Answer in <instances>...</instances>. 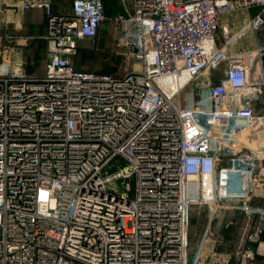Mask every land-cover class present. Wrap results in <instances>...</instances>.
<instances>
[{"label": "built area", "instance_id": "built-area-1", "mask_svg": "<svg viewBox=\"0 0 264 264\" xmlns=\"http://www.w3.org/2000/svg\"><path fill=\"white\" fill-rule=\"evenodd\" d=\"M120 1L140 66L124 76L70 60L97 41L105 0H73L71 16L23 2L45 12L48 59L39 78L21 61L0 73V264H190L194 206L208 223L193 264L224 240L209 231L218 209L258 221L264 255V44L228 51L264 30V0ZM253 9L217 41L221 16ZM196 80L203 95L180 107Z\"/></svg>", "mask_w": 264, "mask_h": 264}, {"label": "rangeland", "instance_id": "rangeland-1", "mask_svg": "<svg viewBox=\"0 0 264 264\" xmlns=\"http://www.w3.org/2000/svg\"><path fill=\"white\" fill-rule=\"evenodd\" d=\"M14 2V0H11ZM1 10L4 11L8 7L7 0H0ZM10 4H12L10 2ZM246 13V12H241ZM240 13H235L231 15H223L220 18L221 29L217 33V41L221 42L222 28L231 22ZM45 21V17L42 16ZM7 24L4 20L3 14L0 12V37H2L1 52H0V72L7 73L11 71L14 66V57H11V49L21 48L17 45L19 33L12 38H6L4 34L7 31ZM250 30V29H248ZM264 34V31H262ZM253 35L254 31L251 30ZM259 33V32H257ZM18 36V37H17ZM111 40H101L97 44H88L87 42L80 43V51L78 53V59L82 62L84 66L82 68L87 69L89 72L93 73H108V74H120L122 76L133 70H139V63L134 58L133 45L135 42L134 35H127L122 32L119 28L117 31H111ZM110 38V39H111ZM113 38L117 39L121 46H119L118 53L120 55H104L111 51H107V44L113 41ZM32 42V41H31ZM30 41H28V47L31 46ZM106 43V44H105ZM262 43V41H260ZM259 43V44H260ZM116 44V42L114 43ZM30 48V47H29ZM98 50V51H96ZM25 53V52H23ZM30 66L42 67L46 60L45 50L39 47L37 51L31 52ZM75 56V55H73ZM72 56V57H73ZM23 58L25 59L24 55ZM48 58V56H47ZM76 58V57H75ZM116 58V59H115ZM115 59V60H114ZM26 60V59H25ZM23 62V61H21ZM26 62V61H25ZM17 63V62H15ZM224 70V65H222L218 70L212 72V76L219 77L222 75ZM215 79V78H214ZM198 80L194 81L189 85V87L183 91L181 96L177 99V104L180 107L191 106L200 95H203L199 88H197ZM216 83V82H213ZM197 89V91H196ZM264 101L257 104V109H262ZM208 223L207 218V208L202 206H194L191 210V225L189 233V262L194 263L196 256L201 246L202 236L204 234L205 228ZM260 223L254 219H248L242 217L237 225L232 226L229 230H224L225 239L222 241H210L209 244L203 250V254L199 259V264H264V255L256 258L257 254L254 255V262L251 260V256L247 254V248L251 247V240L259 235ZM260 256V255H259Z\"/></svg>", "mask_w": 264, "mask_h": 264}, {"label": "crops", "instance_id": "crops-1", "mask_svg": "<svg viewBox=\"0 0 264 264\" xmlns=\"http://www.w3.org/2000/svg\"><path fill=\"white\" fill-rule=\"evenodd\" d=\"M47 2L50 3L52 11L56 15L60 16H71L72 15V5H73V0H46ZM8 7L6 9L1 10L0 12L4 16V20L6 21V28L7 31L4 34L6 38H12V36L16 35L19 33L17 45H19L21 48H15L13 47L11 49V57H14V66L12 67L11 70H13L16 67V63L18 61H23V66L22 70L24 74L28 77H34V78H39L42 77L44 74V67L47 62V52H48V43L45 39L46 36V31H47V18L45 15V12L39 9H30V10H24L22 5L24 0H7ZM10 2L12 4H10ZM129 6H133V0H128ZM2 3L0 4V6ZM258 9H253L251 11H244L246 13H241L232 18L233 20L231 22H228L226 26L230 27L232 31H240L244 24L250 20L253 16H255L258 13ZM124 12L121 1L120 0H105V16L106 19L105 21L101 24L100 29H99V36L96 42H93L91 40H83L80 41L78 44V49L75 54V56L70 57L71 62L76 66L78 69L88 71L87 69L82 68L84 64L82 65V62L80 59H78L77 56L80 48L82 47L80 43L87 42L88 44H97L101 40H111V31H117L119 30L118 25L115 22V18L122 14ZM42 16L45 17V21L42 19ZM264 30L259 31V33H255L253 35L251 33V30H246L244 31L238 38L237 40L228 48L229 53H236L239 51H248L254 49L257 45H259L260 41L264 44ZM111 38V39H110ZM28 41H32L31 46L28 47ZM113 41L116 42H111L107 44V51L111 49L110 52L104 53V55H115L118 56L120 55L118 53L119 46H121V43L118 42L117 39L113 38ZM221 43V42H219ZM106 44V43H105ZM81 46V47H80ZM41 47L42 49L45 50L46 53V60L45 63L42 67L39 66H30L31 61V52L32 51H37V49ZM98 51V50H96ZM25 52V53H23ZM23 55L25 59L23 58ZM33 56V55H32ZM76 57V58H75ZM116 59V58H115ZM114 59V60H115ZM26 61V62H25ZM136 68H140L136 65ZM89 72V71H88ZM1 73V72H0ZM113 74V73H111ZM120 75V74H119ZM223 77V71L222 75L219 77L216 75L215 77L212 76V73L207 74L206 79H211L212 82L219 83L221 78ZM215 78V79H214ZM200 82L197 83V85ZM242 215L235 214V217L228 222L224 228L222 229V236L223 239H225L224 232L226 230H229L232 226L237 225L240 222V219L242 218ZM225 230V231H224ZM252 242V241H251ZM248 249V248H247ZM261 256L257 255L256 258H259ZM251 260L254 262V257H251Z\"/></svg>", "mask_w": 264, "mask_h": 264}, {"label": "water", "instance_id": "water-1", "mask_svg": "<svg viewBox=\"0 0 264 264\" xmlns=\"http://www.w3.org/2000/svg\"><path fill=\"white\" fill-rule=\"evenodd\" d=\"M116 171V168L111 169L109 173H113ZM235 217V213L233 211L227 212L225 209H218L209 224V231L212 236L216 239L221 234L223 225L226 220H232ZM257 247V241L254 240L252 242L251 248L249 249V253L255 255Z\"/></svg>", "mask_w": 264, "mask_h": 264}, {"label": "trees", "instance_id": "trees-1", "mask_svg": "<svg viewBox=\"0 0 264 264\" xmlns=\"http://www.w3.org/2000/svg\"><path fill=\"white\" fill-rule=\"evenodd\" d=\"M76 67V66H75ZM77 68V67H76ZM106 74H108V73H106Z\"/></svg>", "mask_w": 264, "mask_h": 264}]
</instances>
